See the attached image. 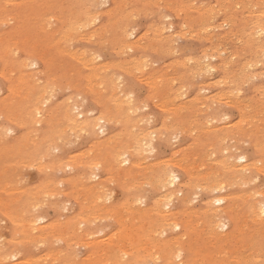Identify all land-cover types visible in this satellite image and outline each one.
<instances>
[{"label":"bare ground","instance_id":"bare-ground-1","mask_svg":"<svg viewBox=\"0 0 264 264\" xmlns=\"http://www.w3.org/2000/svg\"><path fill=\"white\" fill-rule=\"evenodd\" d=\"M116 1L117 0H104L105 3H110L111 5L115 4V6H117ZM120 1L123 2L126 0H120ZM138 1H142L144 3L146 2L147 6L148 5H152V6L154 5L153 0H137V2ZM158 2L159 1H157V3ZM160 2H162V0ZM167 2H169V1H167ZM186 2H187V0H186ZM191 2L192 1H190V3ZM215 2H217V0ZM230 2H231V0H229V3ZM243 2H246L245 6L246 5L248 6L247 3H249V1L247 2V0H245ZM256 2H257V0H256ZM134 4H135V1H134ZM234 4L236 5L235 2H234ZM238 4H240V2L237 3V5ZM91 5H92V3L88 2L87 0H20V1L0 0V26L5 25L8 22H12L11 24H13V22H14V24H15L14 29H11L8 31L2 30L0 32V61L2 64L1 65V68H2L1 74H4V76L6 75V79L8 82L7 89L9 92V94L6 96L0 95V116H2L4 118L3 119L4 123H2V124L0 123V159L2 161V169H3L2 174H3V176H5V174L7 176H10V177H11V175H14L15 170H16L15 168L18 167L21 160L24 162L28 160L29 161L28 163L34 164L35 166H37V168L39 170L40 169L45 170L48 168H61L63 166V164L57 162V160H59V158L61 156L59 157V155H58V157H56V158L52 157L50 155V153L48 154V149L50 148V146L53 143L62 140L63 137L66 135L65 132H67L68 130L77 131L80 133L81 132H88L89 134L94 133L95 131L99 130L101 133H104L105 126L109 122L118 121V122H124V124L127 123L129 125V128L127 130V134L125 137L126 146L123 145L124 146L123 148L126 147V149H129L127 151H129L131 156H134V154H136V153L139 154L140 151H146V150L151 151V150H153L154 149L153 139L155 138V136L156 135L163 136V135L169 134V132L174 130L173 126L177 125L175 123L176 120H174L175 122H172L169 119V122H168V119H167V120L163 121L162 128H160V130L158 129L159 131L155 130L156 131L155 132L152 129L149 130L148 128H150L149 126L152 124L150 122V125L149 126H147V125L151 119V114H148V112H146L147 114L142 112V110H144L147 107V105H143L141 103V101L138 99L139 97L136 100V97L134 96L135 97V99H134L133 96L131 95V93H127V91H126L127 85L125 87V85L123 84V81L120 82L118 79L117 80L113 79L114 74L108 72V70L116 67L115 64L104 63L101 65H95L94 62H95L96 56L93 54H89L90 53L89 51L70 50L68 48L67 44L70 41H72L73 39L88 40L91 37L97 36V37L101 38V40L105 43L118 46V48L122 49V51H125L124 50L125 48H128V50L137 48V61L141 59V58H139V55H141L140 51L142 52V50L145 49L147 47V45L140 42L141 38H142L141 36L138 37L136 40H130L132 38V36L134 35V33H133V31L129 30V26L125 23V17L128 16L131 12L125 11V13H123L119 16L118 10H116L117 7H114L112 9L108 8L105 10H99L97 12H92L90 9ZM138 5H140V4L138 3ZM210 6L208 8H211ZM213 6H215V4ZM242 6H243V4H242ZM245 6H243V7H245ZM253 6L254 5H252L251 8ZM204 7H203V9L207 8V7L206 8H204ZM94 8H96V7H94ZM30 9L34 10V12L30 13ZM184 9H185V6H184ZM236 9H239V7ZM188 10H189V8H188ZM211 10H212V12L214 11L212 8H211ZM215 10H216V8H215ZM221 10H223V8ZM207 11L208 10H205V12H207ZM247 11H249V9ZM239 12H241V11H239ZM155 14H159V13H155ZM167 14H168V12H167ZM200 14L201 13H199V15ZM103 15H104V17H105V15H107L110 18V21L103 26L97 25L96 23L99 22L101 16H103ZM200 16H203V15L201 14ZM219 16H220V14H219ZM250 16H251L250 20H248L246 22L244 21L245 23L243 25L250 27V28H254L255 33L258 35L256 42L253 41L254 46H252V47L253 48L255 47V49L259 48L261 45L264 47V38H263V35H264V7H262L259 11H257L253 15H249V17ZM226 17H229V16L227 15ZM226 17L223 19H226ZM104 19H106V17ZM156 19H157V17H156ZM230 19H231V16H230ZM101 21H104V20L102 19ZM212 21H214V20H212ZM154 22H156V21H154ZM158 22L159 21H157V23ZM171 22L169 23L168 28L174 29ZM202 22H203V20H202ZM112 24H113V26H111ZM162 24H164V23H162ZM200 24L201 23L198 24L199 27H200ZM228 24H232V23H228ZM87 26H90V27L93 26V28H92V32L90 33V35L85 36L86 34L84 35V33H81V31L83 28H86ZM136 26H138V25L136 24ZM146 26H148V23ZM224 26H226V25H224ZM140 27H141V25H140ZM199 27H197L198 30H199ZM209 27H210V25H209ZM213 27H215V26H213ZM222 27H223V23H222ZM228 27H230V26L228 25ZM238 27L236 26L237 29H238ZM247 27L245 28V30L246 29L248 30ZM4 29H6V28H4ZM145 29H149V26L146 27ZM220 29H223V28H220ZM34 30H36L37 32L34 33ZM226 30H225L224 34H226V37H228ZM240 30H238V31L236 30L235 33L240 32ZM199 31H200V33H202L201 30H199ZM248 32H249V30H248ZM248 32H246V33H248ZM114 33H115V35H112ZM171 34H172V38H173L174 35H173V33H171ZM216 34H218V32H216ZM224 34L222 33V35H224ZM240 34L238 36H240ZM181 35H183V34H180V36ZM232 35H235V34L232 33ZM250 35H252V32L250 33ZM204 36H205V34H204ZM215 36H217V35H215ZM244 36L247 37L246 34ZM244 36H242V37H244ZM170 37H171V35H170ZM232 37L233 36H231L230 38H232ZM249 37L250 36L248 35V38ZM168 38L169 37H167V39ZM200 38L201 37H199V39ZM207 38H209V37H207ZM224 38H225V36H224ZM237 38H240V37H237ZM163 39H164V36L163 37L158 36L155 39V41L161 42V44H162V41L164 42ZM233 39H234V37H233ZM244 40H245V37H244ZM213 41L216 42V40H213ZM213 41H212V43H213ZM251 41L252 40H250L249 42H251ZM173 42H175V41H173ZM218 42H220V41H218ZM221 42L223 43L222 40H221ZM216 43L213 44L211 47H209V46H207V48L205 47L206 49L203 48V46L201 47V50L203 48V51H204L203 55H204L205 60L206 59L207 60L212 59L213 57H215L216 54L219 55L218 51L216 53V51L213 50L214 49L213 46L216 45ZM222 43H220V44H222ZM228 43H231V39H230V41H228ZM243 43H245V42H243ZM87 44H89V43H87ZM198 44L200 45V42ZM206 44H209V43L207 42ZM217 45H219V43ZM227 45H229V44H227ZM249 45H251V44H248V46ZM80 46H82V45H80ZM222 46H224V45H222ZM222 46H220V47H222ZM160 47H161V45H160ZM160 47L154 46V49L158 50V49H160ZM234 47H235V45H234ZM234 47H232V48L234 49ZM250 48L251 47H249V49ZM253 48H252V51L254 50ZM168 49L169 48H167L166 51H164V52H167ZM230 49H231V47H230ZM197 50H198V48H197ZM225 50H226V45H225ZM228 51H225V52H228ZM245 51H247L249 53L248 49H246ZM256 51H257V49L255 50V52H251V53H256ZM154 52L155 51H153L152 53H154ZM247 52H245V53L247 54ZM230 53L228 52L227 54H230ZM182 55H184V54H182ZM232 55H233V53H232ZM154 56H156V55L154 54ZM197 56L198 55L196 54L195 57H197ZM223 56H225L224 53L222 55V58H223ZM227 56H229V55H227ZM254 56H256V55L254 54ZM172 57H174V56H172ZM176 57H175V59H176ZM159 58H160V56H159ZM222 58H221V60L220 59L219 60L224 61ZM244 58L248 59L246 57H244ZM249 58H252V57H249ZM185 59H186V57H185ZM151 60H152V58H151ZM199 60H201V59H199ZM115 61H116V59H115ZM203 61L204 60H202V62ZM220 61L217 63H220ZM226 61H228V59ZM245 61L247 62V60H245ZM248 61L250 63V59H248ZM39 62H42L44 71H41L37 68L39 66ZM199 62H201V61H199ZM199 62H198V60L197 61L195 60V62H192V63L197 64ZM208 62L206 64V67H203V68H206L208 71L213 70L216 67V63H215V65H213V64L208 63ZM236 62H237V60H236ZM242 62H243V60H242ZM153 63L156 64V62H153ZM121 64H123V63H121ZM194 64H192V65H194ZM246 64H248V63H246ZM262 64H264V63H262ZM197 65L200 66L199 64H197ZM240 65H244V64L240 63ZM141 66H142V64L139 63V64H137V68L136 67H134V68L138 70V68ZM198 66H196V67H198ZM220 66L221 65H219V68H221ZM165 67L167 68V66H165ZM168 67H170V65ZM239 67H241V66H239ZM261 67L262 66H260V68ZM163 68H164V66H163ZM52 69H56L60 72L61 71L66 72V75H67L69 82H72V80H74L76 75H79L80 77H82L86 81L85 87H88V89H89L88 91L93 94L94 101L101 103V106L103 107V109H105L104 112L101 111L102 113L95 117L92 115L91 110H87L86 107H84L82 105V103H80L76 98L71 97V96L67 100H65L64 102H62L60 104L58 102H52L53 100H51V99H52V97H54V90L57 88V82L59 80V76L56 75L54 77H51L50 81L40 82L38 80L39 74H44L45 76L46 75L48 76V73ZM120 69L127 72L129 70V67L125 63L122 65V67ZM182 69H185V68H182ZM115 70H118V69H115ZM142 70H143V68H142ZM241 70H242V68L239 70V72H241ZM149 71H151V70L149 69ZM154 71H152V72H154ZM225 71H227V69ZM231 72L233 73L235 71H231ZM258 72H256V74ZM259 73H261V70ZM141 74L143 75L144 73H141ZM155 74H156V76L158 75L157 73H154V75ZM179 74H181V73H179ZM229 74L228 75L225 74V77H224V79H222V82L223 81L224 82L229 81V79L227 77V76H229ZM262 74L264 75L263 72H262ZM120 75H122V73H120ZM167 75L169 76V74H167ZM190 75L191 74H189L188 76H190ZM233 75H235V73H233ZM238 75H240V74H238ZM170 76H169V78H170ZM219 76H220V73H219ZM235 76L238 77L237 75H235ZM138 77H139V75H138ZM247 77H245V78L247 79ZM93 78L96 79V81H95L96 87L95 88H93L90 84L91 82L93 83V81H92ZM171 78H172V76H171ZM200 80H202V79H200ZM203 80H204V78H203ZM237 80H238V78H237ZM242 80H244V79H242ZM142 81H144V80H142ZM239 81H240V78H239ZM95 82H94V84H95ZM195 82H197V81H195ZM204 82L205 81H203V83ZM240 82H242V81H240ZM240 82H239V84H240ZM78 83L80 85V81ZM146 83L151 85L150 86V89H151L150 97L157 96V94H159V93H157V91L158 92L161 91L164 98H166L171 91V90L169 91L167 88H165V84L156 81V79H154V78H148L146 80ZM171 83H173V80ZM235 83L236 82H234L232 84L234 85ZM174 85H175V83H174ZM179 85H178V87H179ZM209 85H210V83H209ZM259 85H260V82H259ZM74 86H75V84H74ZM146 86H144V87H146ZM171 86L173 88V85H171ZM171 86H169V87H171ZM194 86H196V85H194ZM239 86L240 85H238L237 88ZM255 86H256V84H255ZM257 86H258V83H257ZM252 87H253V85H252ZM262 87H263V85H262ZM223 88H225V87H223ZM253 89L254 88H252L251 91H253ZM258 89H260V88H258ZM212 90L215 91V89H212ZM234 90L235 89L233 88V91ZM180 91L182 92V90H180ZM189 91H190V89H189ZM195 91H197V90H195ZM194 92H193V94H194ZM238 92H240V91H238ZM256 92H258V91H256ZM177 93H178V91H177ZM217 97L223 98L224 95L221 96V95L215 94L212 96L205 97L204 100L208 101V100H212V99L217 98ZM172 98H173V96H172ZM174 98H175V96H174ZM237 98H239V97H237ZM243 99H241V100H243ZM245 99H246V96H245ZM85 100H86V98H85ZM142 100H144V99H142ZM239 100H240V98H239ZM216 101H219V100H216ZM91 102H93V101H91ZM91 102H89V103L91 104ZM178 103L179 102H177V104ZM182 103H184V102L182 101L181 104ZM184 104H186V103H184ZM196 104H198V103H196ZM226 104H229V103H226ZM178 105L166 109L167 106L165 105V102L162 101L163 109H166L168 111L171 110V112H173V111L178 112L179 115H181V114L185 115L186 112L183 109H186V108H184V107L182 108V106H178ZM198 105H200V104H198ZM213 105L216 106V104H213ZM262 106L264 107L263 104H262ZM171 112H169V113H171ZM219 112H220V109L215 110V108L206 105V109L203 110L200 114L201 115L216 116V115L220 114ZM162 113H160V114H162ZM255 114H257V113H255ZM176 116H178V115H176ZM176 116H174V118ZM253 117H254V115H253ZM179 120H180V118H179ZM242 120H243V118L240 119V123L242 122ZM57 121H60V123H56ZM185 121H187V120H185ZM206 122L207 121H205V123ZM14 124H16L17 126H21V128L24 129L23 133L20 136L17 135L18 138H16L17 136L14 138L16 140L19 139V144H16V145L10 144L8 141V138H7V134L14 131V129H13V126H15ZM228 124H229V122H228ZM238 125H240V124H234L233 126H236V127L232 126L231 128L227 127L226 125L221 126V127H216V128L213 127V128H209V129H205V130L201 128L202 130H200V133L199 134L197 133L198 135L196 136V138H194L195 143H196V147L201 152H204V151L210 149L213 146V145H211V142L214 143L216 141L218 143H224V144L220 145L224 151V155H223L221 160L218 159L219 160V161H217L218 164L216 163V165H218L221 169L220 172H217V167H215V170H213V167L206 169L202 165H197L196 164V157L194 154H193L194 157L186 155V156H184L183 160H179V161L176 160V161H172L169 163H164L163 165L156 164V163H154V164L150 163V164L143 165L144 163L142 164L139 161H137V163H133V162H131L132 160L130 161L129 158H124V155L127 153V151L122 152L121 151L122 149H119L120 145L115 146V148L113 149L114 153L111 152V153H113V156H112L113 158H111L109 160H107V157L100 158L101 156H103L102 155L103 153H102L101 156L99 157L98 161L93 160V161H90L88 164L86 163V162H88L87 160L84 162L87 164L88 168H92L93 165H95V167H99L98 166L99 164H106V167L111 171H113L114 168H115V170L120 168L119 171H115L117 180L119 178H122L125 174H129L128 176H130V173L134 172L135 167L137 166V176L141 180H143V178L147 179L148 183L152 184V186L155 189H157L158 191L161 192L156 197L157 199L155 201H153L154 204L152 206H146L144 208L137 209V213H136L137 214V216H136L137 223L133 224L134 223V222H132L133 220L131 221L132 222L130 224L131 227H132V225H134L131 232H128V230H127L128 233L126 232L125 234L122 235L123 229H122V232H121V230L120 231L118 230L119 231L118 233L121 234V236L119 235L120 237L116 238V240L114 242H113V240H114L113 236H112L113 237L112 240H111V238L109 239L108 242L106 240V242L109 243V246L111 244L112 246L117 247L116 250H118V253H120L119 255L118 254L116 255L117 256L116 257L117 258L116 264H154V262L156 260H158L159 258H162V260H163L162 264H205L206 261H207L206 263L208 264L209 261L212 262V261H215L216 259H218L220 261V264H264V187L259 188V189H257V188L243 189L242 188L245 185L248 186L247 183H249V180L251 179L253 174H254V176L259 175V174L264 176V161H261V162L260 161H251L250 159H247L246 158L247 156H245L243 153L237 152L238 149H237V145H236L238 140L240 138H243V137H249V138L255 137V139L260 142V140L263 137V133H264V119H262L258 123L257 127L255 126L256 128L253 129V131H245L244 129H242V127H240ZM111 129H112V127H111ZM11 135H12V133H11ZM94 136H95V133H94ZM9 137H14V136L9 135ZM86 137H88V136H86ZM80 139H81V137H80ZM90 140H92V139H90ZM119 142H121V141H119ZM254 142H256V141H254ZM11 143H13V142H11ZM63 143H65V142L63 141ZM96 144L97 143H95V145ZM60 145H62V144H60ZM82 145H83V143H82ZM87 145H89V144H87ZM163 146H165V145H163ZM256 146L259 149L261 148L264 151V144L258 143V144H256ZM99 147H102V146H99ZM191 147H193V146H191ZM102 150H103V148H102ZM45 152H46V155H45ZM69 152H71V151H69ZM172 154H174V153H172ZM245 154H247V153H245ZM77 155H78V153H77ZM150 155H152V154L150 153ZM213 155H215V154L213 153ZM43 156L44 157L46 156V158H44V159H46L47 162L42 161L43 159H41V158ZM162 156H164V155H162ZM162 156H160V157H162ZM8 157H10V159H11L9 162H8ZM75 157H76V155H75ZM125 157H128V154ZM61 158L63 159L64 157H61ZM95 158H96V156H95ZM70 159H68V160H70ZM91 159H93V158H91ZM152 159L154 160V158H152ZM73 163L74 162L70 161L69 165H66V166L69 167V169H70V166H72ZM77 164H79V163H77ZM125 164H129L130 166L127 169L123 170V168L121 166L125 165ZM204 165H206V164H204ZM29 166H30V164H29ZM74 166H77V165H74ZM26 168H28V167H26ZM78 168H80V167L78 166ZM78 168H76V169H78ZM175 168L181 169L186 176V177H184L185 180L183 181V185H181L182 182L179 183V180L177 178L178 176H177L176 172L174 171ZM69 169H68V172H69ZM85 170H87V168H85ZM90 171L93 172L92 170H90ZM68 172H66V173H68ZM71 172H73V170ZM79 172H80V170H79ZM62 173H64V172H62ZM75 173L76 172L74 171V175H75ZM97 173H96V175H97ZM109 173H110V171H109ZM18 174L21 175V173H18ZM40 176L42 177V175H40ZM72 176L70 177L68 174L69 178H67V180L73 184L74 178ZM16 177H17V174H16ZM51 177H52V175H51ZM126 177H127V175H126ZM38 178L40 179V177H38ZM38 178H36V179H38ZM179 178H180V176H179ZM42 179H43V177H42ZM86 179H87L86 177L80 176V178L77 181H75V186H76L75 194H77L78 197L81 198L80 200L84 201L86 204L87 203L92 204L93 202L96 203L98 200L101 199V189L99 187H97L94 183L89 184ZM263 179H264V177H263ZM263 179H261V180H263ZM256 180H257V176H256V179H254L253 181H256ZM101 182H99V183H101ZM121 182H124V180H122ZM104 183H102V184H104ZM108 184H110V183H108ZM40 185H39V187H40ZM110 185H112V183ZM232 185H235L237 187L239 186L242 190L240 192H232L229 194L227 193V194H221L219 196H216L212 200L205 202V204L197 211L186 210V205H185V208H184L185 212L183 211L184 217L182 219H178L180 212L177 210H174L178 207H176V208L173 207L174 209L170 208V206L172 205V201L175 198L176 199L178 198V200L180 201L181 204L183 202H185V200L187 201V199H186L187 193H189L192 190H196V189H199L202 191L203 190H212V189L221 190L225 186H232ZM149 186H151V185H149ZM107 188L108 187H106V189ZM109 188H110V186H109ZM70 189L72 190V188H70ZM186 189H187V191H186ZM62 190H65V189H62ZM60 191H61L60 189L58 190L57 188H55L54 191L51 192V188H49L46 184H45V186L40 187L39 189L28 190V189L22 188L21 186H18V183L16 181H15V184L9 183L7 180H1L0 181V193H6V194L15 193V194H17V200L19 201V204L22 207V209H19V211H18V212H21L20 217L18 216L19 218H17V216L15 217V215L12 214V209H9V208L3 209L6 212V214L8 215L7 217L10 218L12 223L14 224V227H12V231H14L13 228H15L17 234L20 235L19 239L15 238V242H17L19 245H21V244H23L25 242H29V241L30 242H35V241H39V240L42 241L43 239H45L49 236L50 237H56L57 232H59L62 235L65 234V235H63V237H70L71 238L72 235H70V233H68V232H70L71 229H74V228L64 227V226H61L60 224L52 223V222L48 223V224H43L41 226H37V223L39 221H41V219H44V218H39V217L35 218L36 216H39V215L32 214V213H34L33 209H35L37 206L36 201L38 200V198H39V202L41 203L43 201H46V199L49 196H51V194L53 196L54 195L60 196V194H61ZM155 195H156V193H155ZM137 196H138V194H137ZM7 197H9V196H7ZM10 197H9V199H10ZM61 197H63V195ZM65 197H67L66 194H65ZM120 197H122V196H120ZM5 199H6V197H5ZM9 199L7 201H9ZM192 201H194V200H192ZM3 202H5V201H3ZM110 202H111V200H110ZM112 202H113V199H112ZM174 202H176V201L174 200ZM57 203H59V202H57ZM148 203L150 205V201ZM5 204L7 205V203H5ZM8 204H10V203L8 202ZM189 204H191V203H189ZM114 205H112V206H114ZM123 205H125L124 207L126 208L127 203H124ZM77 206L78 205H76V208H77ZM49 208H50V206H49ZM83 208H85V207H83ZM80 209H81V207H80ZM103 210H104V208H103ZM40 211H41V209H40ZM79 211L81 212V210H79ZM75 212H77V211H75ZM116 212L117 211L114 208H110L107 211V213H109V215H111V214L116 215L115 214ZM120 212H122V210ZM126 212H129V208H126L125 214H126ZM130 212H132V214L134 216L133 212H135V211L130 210ZM76 214H78V213H76ZM93 214H94V212H93ZM93 214H91V215L94 216ZM117 214H120V213L118 212ZM1 215H3V214L1 213ZM55 216H57V214H55ZM124 216L125 215H120L119 219L121 221L122 220L125 221L127 219V216L126 217H124ZM131 216H130V219L131 218L133 219V217H131ZM3 217H5V216H3ZM100 217H102V216H100ZM81 218H83V216ZM109 219H110V217H109ZM7 220H9V219H7ZM65 221H67V220H65ZM111 221H112V219H111ZM68 222H69V220H68ZM97 222H99V220H97ZM108 222H110V220ZM118 222H120V221H118ZM127 222H130V221H127ZM227 222L232 223L231 229H229V230L226 229V231L221 232L220 228L227 227ZM95 223L91 224V227H92V225H94V226L97 225ZM85 224H86V222H85ZM83 225H84V223H83ZM124 225H127V223L125 222ZM229 225L231 226V224H229ZM108 227H110V226H108ZM131 227H129V229ZM99 228H101V226ZM82 229H84V228L82 227ZM82 229H80V230L82 231ZM167 229H169V231L179 230L178 233H180V232L181 233L174 235L170 238H160V235L161 234L164 235L163 233H166ZM104 230H107V229H104ZM116 230L114 228V231H112V232H115ZM125 231H126V229H124V232ZM0 232H1V230H0ZM99 232L101 233V230ZM103 232H105V231H103ZM13 233H15V232H13ZM79 233L80 232L75 231V236L80 237L81 235ZM100 233H97V234L100 235ZM107 233H105V234L107 235ZM112 235H113V233H112ZM114 236L117 237V235H114ZM89 237H91V234H88V233L85 234V236H83V238L85 240H87L88 243L86 241H84V242H86L88 245L89 244L94 245L96 241L90 239ZM96 238H98V236ZM99 238L101 239V237H99ZM71 239H73V238H71ZM104 239H105V237H104ZM101 242H102V240H101ZM106 242H105V244H106ZM70 243H72V242H70ZM80 244H83V243H80ZM87 244H83V245H87ZM60 245L64 246V244H60ZM96 245L97 244H95V246ZM98 245H99V243H98ZM107 245H106V247H107ZM8 246H12V244L8 245ZM57 246H59V245H57ZM101 246H102V244H101ZM80 247H83V246H80ZM48 248H49V246H48ZM57 249H59V248H57ZM77 249L80 251L79 247ZM93 250H95V249H93ZM185 250L189 253V257L186 260H184L183 256H182V254ZM15 251H17V250H15ZM24 251H26V250H24ZM82 251H81V253H82ZM114 252L115 251H113V253ZM22 254H20V255H22ZM74 254H75V252H74ZM34 255H35V253H34ZM77 255H79V254H77ZM88 255H90V253ZM92 255H94V254H92ZM47 256L48 257H44L42 259H33V257L30 259H27V257H26V259H24V260H23V258H25V257H22V259L21 258L17 259L16 261H13V263H11L10 258H15V252L12 251L11 247H4L0 244V264H48L49 258H51L54 261L55 260L59 261V262L61 261L62 263L65 262L64 264H66V261H64V258H63L64 254L63 253L59 254V252H57L56 250L50 251V253H48ZM85 256H86V254H85ZM80 257H82V256H80ZM101 257L102 256H100V258L93 260L94 263L95 264H108L107 262H110V261H107V259H106L107 257L103 258V259ZM114 258L115 257H113L111 260H113ZM108 260H110V259H108ZM93 261H91V262H93ZM155 264H158V263H155Z\"/></svg>","mask_w":264,"mask_h":264},{"label":"rangeland","instance_id":"rangeland-1","mask_svg":"<svg viewBox=\"0 0 264 264\" xmlns=\"http://www.w3.org/2000/svg\"><path fill=\"white\" fill-rule=\"evenodd\" d=\"M16 1H20V0H16ZM87 1L92 3L91 7L89 6L92 12H97L99 10H105V9H108V8L112 9L114 7H117L116 10H118V15L119 16L121 14L125 13V11L131 12L128 16L125 17V23L129 26V30L133 31V33H134V35L132 36V38L130 40H136L138 37L141 36L142 38H141V41L140 42L143 43V44H146L147 47L145 49H143L142 52L140 51V54L141 55H139V58H141L140 59L141 61L140 60L137 61V48H134V49H131V50H128V48H125L124 49L125 51H122V49H119L118 46H116V45H110L108 43H105V42H103L101 40V38H99L97 36L91 37L88 40H84V39H73L72 41H70L67 44L68 48L70 50H78V51H83L84 50V51H89L90 52L89 54H93V55L96 56V59H95V62L96 63L94 62L95 65H101V64H104V63H112V64H115L116 67L113 68L114 70L113 69H110V70H108V72L114 74L113 75V79H115V80L118 79L120 82L123 81V84L125 85V87L127 85V89L126 88L125 89H126L127 93H131V95L133 96L134 99L136 97V100H137V98L139 97L138 99L141 101V103L143 105H147V107L144 110H142V112L143 113L148 112V114H151V119H150V121H149V123L147 125V126H149L150 125V122L152 124V125L149 126L150 128H148L149 130L152 129L153 131H155V130L156 131H159L160 128H162L163 121H165L167 119H168V122H169V119L172 122H175L174 120H176L175 123L177 125L173 126V129L174 130H172L171 132H169V134H166V135H163V136H161V135H156L155 136V138L153 139V146H154V149L155 150L153 149L151 151H149V150L140 151L141 154L140 153L139 154L136 153V154H134V156H131V154L129 153V151H127L129 149H126V147L123 148L124 146H126L125 137H126L127 130L129 128V125L127 123L124 124V122L114 121V122H109L108 123L110 126L108 124L105 126L104 133H101L99 130L95 131L94 132L95 133V136H94V133H90L89 134L88 132H81L80 133V132H77V131H70V130H68L67 132H65L66 135L63 137V139L60 140V141H57V142L53 143L50 146V148L48 149V154L50 153V155L52 157H55L56 158V157H58V155H59V157L60 156L61 157H64L63 159L60 157L59 160H57V162L63 164V166L61 168H48V169H45V170H43V169H40L39 170L37 168V166H35L34 164L28 163L29 162L28 160L25 161V162L21 160V162L19 163L18 167L15 168L16 170H15L14 175H11V177H10V176H7L5 174V176H3V174H2V171H3V169H2V161L0 159V168H1L0 169V181L1 180H7L9 183H14V184H15V181H16L18 183V186H21L22 188L28 189V190H33V189L36 190V189H39L40 187L45 186V184L49 188H51V192L54 191L55 188H57L58 190L59 189L61 190L60 191L61 192L60 196H55V195L53 196L51 194L52 197L49 196L46 199V201H43L41 203L39 202V198H38V200L36 201L37 202V206H36L35 209H33L34 210V213H32V214L39 215V216H36L35 218L39 217V218H44V219H41V221H39L37 223V226H41L43 224H48V223H51L52 222V223L60 224L61 226H64V227L74 228V229H71L70 232H68V233H70V235H72L71 238H73V239H71L70 237H63V235H65V234L62 235L59 232H57V234H56L57 236L56 237H50L49 236V237L43 239L42 241H40V240L39 241H35V242H30L29 241L30 243L29 242H25V243L19 245L17 242H15V238L16 239L17 238L19 239L20 235L17 234L15 228H13L14 231H12V227H14V224L12 223L11 219L7 217L8 215L6 214V212L3 209H6V208L12 209V214H14L15 217L17 216V218H19L20 215H21V212H18V211H19V209H22V207L20 206L19 201L17 200V194H15V193H11V194L10 193H8V194H6V193H0V202H1L0 203V206H1L0 207V212L3 214V215H1V213H0V230H1V232H0V244L2 246H4V247H11L12 248V251L15 252V258H10V262L11 263H13V261H16L17 259H20V258L22 259V257H25V258H23V260L26 259V257H27V259H30L32 257H33V259H42L44 257H48L47 255H48V253H50V251L56 250L57 252H59V254L60 253H63L64 254V257L63 258H64V261H66V264H72V263L73 264H95L93 260H95L97 258H100V256H102L101 257L102 259L107 257L106 258L107 261H110V262H107L108 264L109 263L110 264H116V262H117V260H116L117 259L116 258L117 256L116 255L117 254L119 255L120 253H118V250H116L117 247L112 246L111 244L109 246V243H107V242L109 241L110 238L112 240V238L114 237V240H113V242H114L116 240V238L120 237L121 234H119L118 232L120 230L122 232V229H123L122 235L125 234L127 232V230H128V232H131V230H132V228H133L134 225H132V227H131L130 224L132 222H134L133 224L137 223V219H136L137 209L144 208L146 206H152L154 204L153 201H155L157 199L156 197L161 192L158 191L157 189H155L152 186V184L148 183V180L147 179L143 178V180H141L137 176V166L135 167V171L132 172V173H130V176H128L129 174H125L124 175L125 177L123 176L122 178H119L117 180L116 179V173H115V171H119L120 168H118L116 170L114 168L113 171H111V170H109L106 167V164H99L98 165L99 167H95V165H93L92 168H88L87 167V164L90 161H93V160L98 161V159H99V157L101 156L102 153H103L102 154L103 156H101L100 158L107 157V160L113 158L112 157L113 156V153H114L113 152V149L115 148L116 145H120L119 146V149H122L121 150L122 152L127 151V153L124 155V158H129L130 161L132 160L131 162H133V163H137V161H139L142 164L144 163L143 165L150 164V163H153V164L156 163V164L163 165L164 163H169V162L176 161V160L177 161L183 160L184 156H186V155H189L191 157H194V155H195V157H196V164L197 165H202L206 169H209V168H212L213 167V170H215V167H217V172H220L221 169H220V167L218 165H216V163L218 164L217 161L221 160L222 157H223V155H224V151H223L222 147L220 146V145H222L224 143H218L216 141L214 143L211 142V145H213V146L210 149H208V150H206L204 152L199 151L197 149V147H196V143H195V139L194 138H196V136L200 133V130H202V129L205 130V129H209V128H213V127L214 128L221 127V126H224V125H226L227 127L231 128L234 124H240L238 126L242 127V129H244L245 131H253V129H255L257 127L258 123L262 119H264L263 118L264 117V107L262 106V104L264 105V89H263L264 88V83H263L264 82V80H263L264 79V75L262 74V72L264 73V69H263L264 68V66H263L264 64H262V63H264V47L261 45L259 48H256L257 49L256 53H251V52H255V50H256L255 47L253 48L252 46H254V42H256L258 35L255 33V29L254 28H250V27H247V26H244L243 25L246 21L250 20L251 16L249 17V15H253L257 11H259L262 7H264V0H260V1L257 0V2H256V0H253V1L252 0H247V2L249 1V3H247L249 7L247 5L245 6V3L246 2H243L245 0H238L240 2V4L242 3L243 6H245V7H243L242 4L241 5L240 4L237 5V3H239L237 0H234V1L231 0L230 3H229V0H222V1L221 0H217V2H215L216 0H187V2H186V0H162V2H160L161 0H153L154 1V5L153 6L152 5H148L147 6L146 2L145 3L142 2V1H138L137 2V0H126V1H123V2H121L120 0H117L116 1L117 2V6H115V4H112L111 5L110 3H105L104 0H87ZM134 1H135V4L136 5L134 4ZM157 1H159V2L157 3ZM167 1H169V2H167ZM190 1H192L191 2L192 4L190 3ZM234 2L236 3L237 6L234 4ZM138 3L140 5H138ZM214 4H215V6H213ZM252 5H254V6L251 8ZM184 6H185V9H184ZM209 6L214 10L213 12H212L211 8H208ZM94 7H96V8H94ZM203 7L204 8L207 7V8L206 9H203ZM214 7L216 8V10H215ZM221 7L223 8V10H221L222 9ZM238 7H239V9H236ZM188 8H189V10H188ZM248 9H249V11H247ZM205 10H208V11L205 12ZM239 11H241V12L243 11V12L241 13ZM33 12H34V10H31L30 9V13H33ZM167 12H168V14H167ZM155 13H159V14H155ZM199 13H201L204 17L203 16H200L201 14L199 15ZM219 14H220V16H219ZM226 14L229 17H226L227 16ZM224 16L226 17L227 20L226 19H223V18H225ZM230 16H231V19H230ZM105 17H106V19H104ZM105 17H104V15L101 16L99 22H97L96 24L97 25H100V26H103V25L107 24L110 21V18L107 15H105ZM156 17H157V19H156ZM102 19L104 21H101ZM218 19L219 20L221 19V20L219 21ZM202 20H203V22H202ZM212 20H214V21H212ZM154 21H156V22H154ZM157 21H159V22L157 23ZM146 22L148 23L149 29H145L146 27H148V26H146L147 25ZM170 22L172 23V26H173L174 29L168 28ZM11 23L12 22H8L5 25H1L0 26V32L2 30H7L8 31V30L14 29V25L15 24H14V22H13V24H11ZM162 23H164V24H162ZM199 23H201L200 24V27L198 26ZM222 23H223V27H222ZM228 23H232V24H228ZM136 24L138 26H136ZM208 24L210 25V27H209ZM140 25H141V27H140ZM224 25H226V26H224ZM228 25L230 27H228ZM111 26H113V24ZM213 26H215V27H213ZM236 26L237 27L239 26L238 29L236 28ZM197 27H199V30H201L202 33H200V31L198 30ZM246 27L248 28L249 32H248L247 29L245 30ZM4 28H6V29H4ZM92 28H93V26H91V27L90 26H87L86 28H83L82 29L81 33H84V35L86 34L85 36H88L92 32ZM220 28H223V29H220ZM225 30H226L227 36L229 38L231 36L234 37V39H233V37L230 38L231 39V43H228V41H230V39L228 37H226V34H224ZM236 30L237 31L240 30V32H236L235 33ZM35 32H37V31L34 30V33ZM216 32H218L219 35L216 34ZM221 32L224 35H222ZM246 32H248V33H246ZM251 32H252V35H250ZM171 33H173V35H174L173 38H172V34ZM232 33L235 34V35H232ZM238 33L239 34L241 33L240 36H238L239 35ZM244 33L247 35V37L244 36L245 35ZM180 34H183V35L180 36ZM204 34H205V36H204ZM214 34L217 35V36H215ZM112 35H115V33L112 34ZM170 35H171V37H170ZM241 35L245 37V40H244V37H242ZM248 35L250 36L249 37L250 39L248 38ZM158 36L159 37H161V36L163 37L164 36V39H163L164 42L162 41V44H161V42L155 41V39ZM224 36H225V38H224ZM167 37H169L170 39L169 38L167 39ZM199 37H201V38L199 39ZM207 37H209V38H207ZM237 37H240V38H237ZM263 38H264V35H263ZM213 40H216L217 43L215 41H213ZM221 40L223 41V43L221 42ZM250 40H252V41L249 42ZM173 41H175V42H173ZM212 41H213V43H212ZM218 41H220V42H218ZM199 42H200V45L198 44ZM207 42L209 44H206ZM243 42H245V43H243ZM87 43H89L90 45L87 44ZM215 43H216V45L213 46V48H214L213 50L216 51V53L218 51L219 55L215 53L216 54L215 57H213L212 59H209V60H207V59L205 60L204 59V55H203V52H204L203 51V48H205V47L207 48V46L211 47ZM218 43H219V45H217ZM220 43H222V44H220ZM232 43L233 44L235 43L234 44L235 47H234V45ZM159 44L161 45V47H160ZM227 44H229V45H227ZM248 44H251V45L248 46ZM80 45H82V46H80ZM222 45H224V46H222ZM225 45H226V50H225ZM154 46H159L160 49L155 50L154 49ZM202 46H203V48L201 50V47ZM220 46H222V47H220ZM230 47H231V49H230ZM232 47H234V49ZM249 47H251L250 48L251 50L249 49ZM167 48H169L167 50V52H164V51H166ZM197 48H198V50H197ZM252 48L254 49L253 51H252ZM246 49H248V51H249L250 54L247 51H245ZM224 50L225 51H228L229 50L228 52L229 53L231 52V53L230 54H227L228 52H225ZM153 51H155V52L152 53ZM245 52H247V54ZM223 53H224L225 56H223V58H222ZM232 53H233V55L234 54L235 55L233 56ZM154 54L158 58L156 56H154ZM182 54H184V55H182ZM196 54L198 55L197 57H195ZM254 54L260 60L256 56H254ZM227 55H229V56H227ZM159 56H160V58H159ZM172 56H174V57H172ZM175 57H176V59L177 58L178 59L176 60ZM185 57H186V59H185ZM244 57L250 59V63H249L248 59H245ZM249 57H252V58H249ZM151 58H152V60H151ZM221 58L224 61H220ZM115 59H116V61H115ZM199 59H201V60H199ZM227 59H228V61H226ZM244 59L247 60V62ZM195 60L196 61L198 60V62L199 61L202 62V60H204V61L202 63L201 62L197 63V64L200 65V66H198L196 63L195 64L192 63V62H195ZM236 60H237L238 63L236 62ZM242 60H243V62H242ZM219 61H220V63H217ZM153 62H156V64L153 63ZM207 62L208 63H211L213 65H215V63H216V67L213 70L208 71L206 68H203V67H206ZM245 62L248 63V64H246ZM121 63H123V64L126 63L128 65L129 70L127 72H125L122 69H120L122 67V65H123ZM139 63L142 64V66L139 67L138 70H137L134 67L137 68V64H139ZM240 63L241 64H244V65H240ZM192 64H194V65H192ZM1 65L2 64H1V61H0V95L1 96H6V95L9 94L8 89H7L8 82H7V79H6V75L4 76V74H1V69H2L1 68ZM169 65H170V67H168ZM195 65L198 66V67H196ZM219 65H221L220 66L221 68H219ZM163 66H164V68H163ZM165 66H167V68ZM239 66H241V67H239ZM260 66H262V67L260 68ZM227 67L229 69L230 68L231 69L229 70ZM37 68L39 70H41V71H44L42 62H39V66ZM142 68H143V70H142ZM182 68H185V69H182ZM239 68L240 69L242 68V70H241L242 73L239 72V70H240ZM115 69H118V70H115ZM149 69L151 71H149ZM226 69H227V71H225ZM260 70H261V73H259ZM152 71H154V72H152ZM231 71H235L233 73H235V75H237L238 77H236L235 75H233V73ZM255 71L256 72L259 71V72L256 74ZM120 73H122V75H120ZM141 73H144V74L142 75ZM154 73H157L158 75L156 76V74L154 75ZM179 73H181V74H179ZM219 73H220V76H219ZM167 74H169V76L171 75L172 78L170 76V78H171L170 79ZM189 74H191V75L188 76ZM225 74H227V75L229 74V76L226 75L228 77V79H229L228 82L227 81L226 82H224V81L222 82V79H224ZM238 74H240V75H238ZM43 75L44 74H39L38 75L41 78L40 79L38 77V80L40 82L50 81L51 77H54L56 75L59 76V80L57 82V88L54 90V97H52V99H51V100H53L52 102H58L60 104V103L64 102L65 100H67L71 96V97L76 98L80 103H82V105L84 107H86L87 110H91L92 111V115L95 116V117L98 116L99 114H101L102 112H104L105 109H103V107L101 106V103L94 101L93 94L88 91L89 90L88 87H85L86 81L82 77H80L79 75H76L75 78H74V80H72V82H69V80L67 78V75H66V72H64V71H61L60 72V71H58L56 69H52L48 73V76L47 75L46 76L45 75L43 76ZM138 75H139V77H138ZM245 77H247V79ZM148 78H154V79H156V81L165 84V88H167L169 91L171 90L170 93H169V95L167 96L168 98L167 97L164 98V96L162 95L161 91L160 92L157 91V93H159L160 95L157 94V96H155V97H150V95H151L150 86L151 85H149L148 83H146V80ZM203 78H204V80H203ZM237 78H238V80H237ZM239 78H240V81H242L243 83L239 81ZM200 79H202V80H200ZM242 79H244V80H242ZM78 80L80 81V85L78 83L79 82ZM142 80H144V81H142ZM172 80H173V83H171ZM92 81H93V83L91 82L90 84H91V86L93 88H95L96 87V82H95L96 79L93 78ZM195 81H197V82H195ZM203 81H205V82L203 83ZM94 82H95V84H94ZM234 82H236V83L233 85L232 83H234ZM239 82H240V84H239ZM259 82H260V85H259ZM174 83H175V85L177 87L174 85ZM209 83H210V85H209ZM257 83H258V86H257ZM74 84H75V86H74ZM255 84H256V86H255ZM168 85L169 86L173 85V88H172V86L169 87ZM178 85H179V87H178ZM194 85H196V86H194ZM238 85H240V86L237 88ZM252 85H253V87H252ZM262 85H263V87H262ZM144 86H146V87H144ZM223 87H225V88H223ZM233 88L235 89L234 91H233ZM252 88H254L253 91H251ZM258 88H260V89H258ZM189 89H190V91H189ZM212 89H215V91L212 90ZM176 90L178 91V93H177ZM180 90H182V92ZM195 90H197L198 92L195 91ZM238 91H240V92H238ZM256 91H258V92H256ZM193 92H194V94H193ZM215 94L216 95H221V96L224 95V97L223 98L222 97H219V98L217 97V98H214V99L208 100V101H205L204 100L205 97L212 96V95H215ZM244 95L246 96V99L247 100L245 99V96ZM172 96H173V98H172ZM174 96H175V98H174ZM237 97H239L240 100ZM85 98H86V100H85ZM142 99H144V100H142ZM241 99H243V100H241ZM216 100H219V101H216ZM91 101H93V102H91ZM162 101L165 102V105L167 106L166 109L171 108L173 106H177L179 104L178 106H182V108L183 107L186 108V109H183L186 112V114L185 115H183V114L179 115L178 112H174V111L171 112V110L168 111L166 109H163ZM180 101L181 102L183 101L186 104L182 103L183 104L182 105ZM242 101L243 102L245 101V102L243 103ZM89 102H91V104ZM177 102H179V103L177 104ZM225 102L226 103H229V104H226ZM196 103H198L200 105H198ZM212 103L213 104H216V106L213 105ZM206 105L215 108V110L220 109V112H219L220 114L219 115H216V116H212L211 115L212 117L210 115H201L200 113L203 110L206 109ZM169 112H171V113H169ZM160 113H162V114H160ZM255 113H257V114H255ZM176 115H178V116H176ZM253 115H254V117H253ZM174 116H176V117L174 118ZM178 117L180 118V120H179ZM241 118H243V120L240 123V119ZM3 119L4 118L2 116H0V123L1 124L4 123V120ZM185 120H187V121H185ZM204 120L207 121L206 122L207 124L205 123ZM228 122H229V124H228ZM56 123H60V121H57ZM14 125H15V126H13L14 131L7 134L8 141L12 145L19 144V139L16 140L14 138L17 135L20 136L23 133V131H24V129H22L21 126H17L16 124H14ZM123 126L124 127L126 126V127L124 128ZM111 127H112V129H111ZM233 127H236V126H233ZM11 133H12V135H11ZM9 135L10 136H14V137H9ZM18 136L16 138H18ZM86 136H88V137H86ZM80 137H81V139H80ZM90 139H92V140H90ZM63 141L65 143H63ZM119 141H121L122 143L119 142ZM254 141H256V142H254ZM11 142H13V143H11ZM82 143H83V145H82ZM95 143H97V144L95 145ZM258 143L264 144V133H263V137L260 140V142L258 140H256L255 137H253V138H249V137L240 138L238 140V142L236 143L237 149H238L237 152L238 153L239 152L240 153H243L245 156H247L246 158L247 159H250L251 161H260V162L261 161H264L263 160L264 159V151L261 148L259 149L256 146V144H258ZM60 144H62V145H60ZM87 144H89V145H87ZM163 145H165V146H163ZM99 146H102V147H99ZM191 146H193V147H191ZM102 148H103V150H102ZM69 151H71V152H69ZM111 152H113V153H111ZM77 153H78V155H77ZM150 153L152 155H150ZM172 153H174V154H172ZM213 153L215 155H213ZM245 153H247V154H245ZM54 154L55 155L57 154V155L55 156ZM127 154H128V157H125V156H127ZM45 155H46V152H45ZM75 155H76V157H75ZM162 155H164V156H162ZM95 156H96V158H95ZM160 156H162V157H160ZM44 158H46V156L45 157L43 156L41 158V159H43L42 161L43 162H47V160L44 159ZM91 158H93V159H91ZM152 158H154V160ZM68 159H70V160H68ZM10 160H11L10 157H8V162ZM86 160L88 161V162H86L87 164L84 163ZM70 161H72L74 163H73L72 166H70V169H69V167H67L66 165H69ZM77 163H79V164H77ZM29 164H30V166H29ZM204 164H206V165H204ZM74 165H77V166H74ZM78 166L81 169L78 168ZM129 166H130L129 164H125V165H122L121 167L123 168V170H125ZM26 167H28V168H26ZM76 168H78V169H76ZM85 168H87V170H85ZM68 169H69V172H68ZM177 169L178 168H175L174 171L176 172V174L178 176L177 178L179 180V183L182 182L181 185H183V181L185 180L184 177H186V176H185L184 172L181 169H178L179 171ZM72 170H73V172H71ZM79 170H80V172H79ZM90 170H92L93 172H91ZM74 171L76 172L75 175H74ZM109 171H110V173H109ZM62 172H64V173H62ZM66 172H68V173H66ZM18 173H21V175L18 174ZM96 173H97V175H96ZM16 174H17V177H16ZM68 174H69L70 177L72 176L74 178L73 179V181H74L73 184L67 180V178H69L68 177ZM40 175H42L43 179H42V177ZM51 175H52V177H51ZM126 175H127V177H126ZM80 176L86 177L87 178L86 180L88 181L89 184H93L94 183L97 187H99L101 189V199L98 200L96 203L93 202L92 204H89V203L86 204L84 201L80 200L81 198H79L77 194H75V191H76L75 181H77L80 178ZM179 176H180V178H179ZM256 176H257V180L256 181H253L254 179H256ZM256 176H254V174H253V176L249 180V183H247L248 186L245 185L242 188L243 189H246V188H257V189H259V188L264 187V179H263L264 176H262L260 174L259 175H256ZM38 177H40V179ZM36 178H38V179H36ZM261 179H263V180H261ZM120 180L121 181L124 180V182H121ZM54 181L55 182L57 181V182L55 183ZM99 182H101V183H99ZM102 183H104V184H102ZM108 183H110V184L112 183V185H110ZM39 185H40V187H39ZM149 185H151V186H149ZM105 186L108 187V188L106 189ZM109 186H110L111 189L109 188ZM61 188L62 189H65V190H62ZM70 188H72V190ZM241 190L242 189L239 186L237 187L235 185L225 186L221 190H217V189L203 190V191L202 190H199V189L192 190L189 193H187V197H186L187 201L185 200V202H183L184 204L183 203L181 204L180 201L178 200V198L177 199L175 198L174 200L176 202H174V200H173L172 201V205L170 206V208H173V207L176 208V207H178L176 209H174V208L173 209L180 212V215H179L178 219H182L184 217L183 211L185 212V209H184L185 208V205H186V210H191V211L195 210V211H197V210H199L205 204V202H208L209 200H212L216 196H219L221 194H227V193L229 194V193H232V192H240ZM186 191H187V189H186ZM148 192L149 193L151 192V193L149 194ZM155 193H156V195H155ZM65 194H66L67 197H65ZM137 194H138L139 197L137 196ZM62 195H63V197H61ZM7 196H9V197L11 196L10 199ZM120 196H122V197H120ZM5 197H6V199H5ZM7 198L9 199V201H7L8 200ZM112 199H113V202H112ZM110 200H111V202H110ZM148 200L150 201V205L148 203L149 202ZM192 200H194V201H192ZM3 201H5V202H3ZM8 202L10 204H8ZM57 202H59V203H57ZM5 203H7V205ZM124 203H127L126 208H129V212H126V214H125L126 208L124 207L125 205H123ZM189 203H191L192 205L189 204ZM111 204L112 205L115 204V205L112 206ZM76 205H78L77 208H76ZM49 206H50V208H49ZM79 206L81 207V209H80ZM83 207H85V208H83ZM103 208H104V210H103ZM110 208H114L117 211L115 213L116 215H114V214L112 215L111 214L112 215L111 216V215H109V213H107V211ZM40 209H41V211H40ZM79 210H81V212ZM121 210H122V212H120ZM130 210L131 211H135V212H133L134 213V216H133L132 212H130ZM75 211H77V212H75ZM93 212H94V214H93ZM118 212L120 214H117ZM54 213L57 214V216H55ZM76 213H78V214H76ZM91 214H93L94 216H92ZM120 215H125L124 217L127 216V219L125 221H123V220L121 221L119 219V216ZM3 216H5V217H3ZM82 216H83L84 219L81 218ZM100 216H102V217H100ZM108 216L110 217V219H109ZM130 216L133 217V219L132 218L130 219ZM7 219H9L10 221L7 220ZM111 219H112V221H111ZM65 220H67V221H65ZM68 220H69V222H68ZM97 220H99V222H97ZM109 220H110V222H108ZM118 221H120V222H118ZM127 221H130V222H127ZM85 222H86L87 225L85 224ZM125 222L127 223V225H124ZM83 223H84V225H83ZM94 223L97 224V225H95V226L92 225V227H91V224H94ZM228 223L231 224V226ZM98 226L99 227L101 226V228H99ZM108 226H110V227H108ZM82 227L84 229H82ZM129 227H131V228L129 229ZM231 227H232V223L227 222V227L220 228V230H221V232H223V231H226V229L227 230L231 229ZM114 228H115V230L116 229L117 230L115 232H112V231H114ZM80 229H82V231ZM104 229H107V230H104ZM124 229H126L125 232H124ZM100 230H101V233L99 232ZM167 230H166V233H163L165 236L161 234L160 235V238H170V237H172L174 235H177V234H180L181 233V232L178 233L179 230H173V231H169V229H167ZM75 231L80 232L79 234L81 236L80 237L79 236H75ZM103 231H105V232H103ZM13 232H15V233H13ZM87 233L88 234H91V237H89L90 239L96 241L95 242V244H97L96 246H95V244L94 245H90V244L88 245L87 244L88 241L83 238V236H85V234H87ZM97 233H100V235L97 234ZM105 233H107V235ZM112 233H113V235H112ZM101 235L102 236L104 235V236L102 237ZM114 235H117V237H115ZM95 236L96 237L98 236V238H96ZM99 237H101V239ZM104 237H105V239H104ZM101 240H102V242H101ZM106 240H107V242H106ZM84 241H86L87 243L84 242ZM70 242H72L73 244L70 243ZM105 242H106V244H105ZM80 243L87 244V245H83V244H80ZM98 243H99V245H98ZM11 244H12V246H8V245H11ZM60 244H64V246L63 245H60ZM101 244H102V246H101ZM57 245H59V246H57ZM106 245H107L108 248L106 247ZM48 246H49V248H48ZM80 246H83V247H80ZM78 247H79L80 251L77 249ZM57 248H59V249H57ZM93 249H95L96 251L93 250ZM111 249L113 251H115V252L113 253V251ZM15 250H17V251H15ZM24 250H26V251H24ZM81 251H82V253H81ZM33 252L35 253V255H34ZM74 252H75V254H74ZM89 253H90V255H88ZM20 254H22V255H20ZM77 254H79L82 257H80ZM85 254H86V256H85ZM92 254H94V255H92ZM183 254H182L183 259L186 260L189 257V253L185 250L183 252ZM113 257H115V258L113 260H111ZM108 259H110V260H108ZM91 261H93V262H91ZM58 262L59 261H56V260L54 261L51 258H49V263L48 264H64L65 263V262L62 263L61 261L59 263ZM206 262H205V264H207ZM209 262H208V264H220V261L218 259H216L215 261H212L210 263ZM155 263L162 264L163 263L162 258H159L158 260H156L154 262V264Z\"/></svg>","mask_w":264,"mask_h":264},{"label":"snow or ice","instance_id":"snow-or-ice-1","mask_svg":"<svg viewBox=\"0 0 264 264\" xmlns=\"http://www.w3.org/2000/svg\"><path fill=\"white\" fill-rule=\"evenodd\" d=\"M243 159V158H242Z\"/></svg>","mask_w":264,"mask_h":264}]
</instances>
